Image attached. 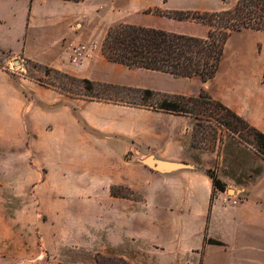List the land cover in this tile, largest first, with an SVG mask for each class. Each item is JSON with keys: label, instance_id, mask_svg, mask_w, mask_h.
Returning <instances> with one entry per match:
<instances>
[{"label": "rangeland", "instance_id": "374dc122", "mask_svg": "<svg viewBox=\"0 0 264 264\" xmlns=\"http://www.w3.org/2000/svg\"><path fill=\"white\" fill-rule=\"evenodd\" d=\"M40 1L43 5L48 2ZM235 1L194 0L196 8L180 9L213 11L230 7ZM51 4L50 14H44L34 30L39 32L34 42H44L49 45V50L34 57L0 51V66H5L17 81L25 84L26 89L22 91L35 110V125L24 126L21 145H0V264H96L98 254L122 256L132 264H153L151 259L159 257L148 246V238H128L118 246L101 251L102 246L111 241L109 234L114 220L122 226L139 228L141 225L148 230L141 203L130 206L135 215L119 213L118 209H127L122 203L105 207L100 212V208L98 211L97 207L89 206L82 195V188L89 184L108 183L112 196L142 200L144 192L130 189L122 180H146L148 152L124 151L127 142L120 137L108 139V134L87 127L81 110L85 109L88 119L118 118L126 107L148 110V106L158 104L164 93L184 95L182 92L190 86L195 89L194 95H185L181 103L206 116H193L194 144L213 147L217 137L226 133L239 139L240 135L245 137L244 131L234 134L207 116L216 117L222 112L215 107L214 101L224 104L223 98L227 94L245 86L246 82L262 80L264 32L252 29L233 32L225 43L218 72L204 84L199 76L180 77L167 72L112 65L102 55L100 46L108 28L119 22L197 36H205L207 26L162 15L167 10L164 6L148 7V12L129 8L126 0L54 1ZM5 14L13 19L7 20L4 31L17 34L21 21L18 14L12 16L9 7ZM7 39L12 40L13 36ZM97 72L157 74L176 84V90L152 89L161 94L143 96L144 89H151L145 84L128 85L92 78ZM83 78L118 87L94 84L92 89H87ZM201 89L205 93L198 97ZM216 93L223 95L222 98L216 97ZM106 94L112 98L127 97L137 103V107L95 97ZM189 96L198 97V101L189 100ZM60 105L69 106L74 121L81 122L80 133L74 131L72 136L66 135L43 117V110L54 108L58 115L64 116V111H59ZM25 113L29 114L28 111ZM141 119L148 122L146 116ZM98 214L108 220L101 227H98ZM162 261L158 264H173Z\"/></svg>", "mask_w": 264, "mask_h": 264}, {"label": "crops", "instance_id": "0c3cea01", "mask_svg": "<svg viewBox=\"0 0 264 264\" xmlns=\"http://www.w3.org/2000/svg\"><path fill=\"white\" fill-rule=\"evenodd\" d=\"M47 1L43 5L40 0H32L30 5L29 0H0V51L9 50L34 57L50 49L44 42H34L39 35L34 31L35 26L41 23L40 18L44 14H50L51 3L65 0ZM126 6L147 12L148 7L154 6L196 8L194 0L177 3L170 0H126ZM8 7L11 15L18 14L21 20L17 34L4 31L7 20L13 19L10 15L5 16ZM11 35L13 39H7ZM92 78L128 85L145 84L159 91L176 90V84L157 74L97 72ZM25 87L5 66H0V145H21L24 126L35 125V110L22 91ZM186 90L182 94L195 93L190 86ZM222 96L216 93V97ZM223 99L227 107L264 132L263 80L246 82L245 86ZM60 110L64 111V116L58 115L54 108L43 110V117L66 135L72 136L74 131L80 133L83 127L80 121H74L70 107L60 105ZM81 114L87 127L108 134V139L122 138L128 143L124 151H147L156 165H148L144 181L136 178L122 180L130 189L144 192V198L139 201L112 196L108 183L89 184L82 188L86 203L97 207L98 211L100 208V212L116 203L127 208L118 209L119 213L135 215L129 208L138 202L144 207L141 213L148 230L141 225L139 228L136 225L122 226L121 222L114 220L109 234L111 241L102 246V252L128 238L140 237L148 238V246L157 252L159 258H152L153 264L162 260L173 264H264V157L254 147L227 133L219 135L213 147L194 144V122L189 114L134 107L120 111L118 118L88 119L85 109ZM142 116L148 117V122L142 121ZM208 171H212L224 184V191L214 189ZM227 193L238 198L237 204L232 205L226 200ZM97 218L98 227L108 221L101 214ZM209 239L220 243H210Z\"/></svg>", "mask_w": 264, "mask_h": 264}, {"label": "trees", "instance_id": "16d2710c", "mask_svg": "<svg viewBox=\"0 0 264 264\" xmlns=\"http://www.w3.org/2000/svg\"><path fill=\"white\" fill-rule=\"evenodd\" d=\"M31 1L29 0L30 5ZM65 1L78 2L82 0ZM155 11L157 12V10ZM162 15L204 24L208 27L207 33L205 36H197L162 28L119 22L110 26L106 31L100 46L102 55L108 61L129 68L167 72L180 77L199 76L203 81H208L218 72L225 43L233 32L243 29L264 32V0H236L230 7L213 11L167 9ZM262 80L264 81V65ZM82 82L87 89H92L94 84L118 87V85L111 83L93 82L87 78H83ZM203 93L205 90L201 89L198 97L202 96ZM160 94V92L152 89L142 91V95H148V97ZM95 97L106 102L137 107V103L130 101L127 97L112 98L107 94L95 95ZM198 97L189 96L188 99L196 102ZM184 98L185 95L164 93L156 106H148V108L174 114H189L200 118L205 116L203 113L193 112L192 107L181 103ZM214 104L222 112H218L216 117L207 116V118L215 120L220 126L234 134L244 131L246 136L240 135V139L251 144L264 157V132L252 126L220 101H214ZM208 174L212 177L214 189L224 191V184L215 174L212 171H208ZM208 241L220 243L212 239ZM96 264L132 263L122 256L98 254Z\"/></svg>", "mask_w": 264, "mask_h": 264}, {"label": "built area", "instance_id": "2783aa9c", "mask_svg": "<svg viewBox=\"0 0 264 264\" xmlns=\"http://www.w3.org/2000/svg\"><path fill=\"white\" fill-rule=\"evenodd\" d=\"M226 200H228L232 205L237 204L238 198L235 196H231L228 193L226 194Z\"/></svg>", "mask_w": 264, "mask_h": 264}, {"label": "water", "instance_id": "95a60500", "mask_svg": "<svg viewBox=\"0 0 264 264\" xmlns=\"http://www.w3.org/2000/svg\"><path fill=\"white\" fill-rule=\"evenodd\" d=\"M206 83H207V81H204V84H206ZM146 164H148L149 166H154V167L156 166L152 163V161L149 157H148V159H146Z\"/></svg>", "mask_w": 264, "mask_h": 264}]
</instances>
